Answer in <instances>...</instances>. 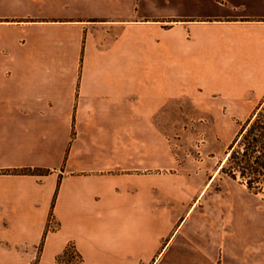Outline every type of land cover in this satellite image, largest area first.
<instances>
[{"label":"crops","instance_id":"0c3cea01","mask_svg":"<svg viewBox=\"0 0 264 264\" xmlns=\"http://www.w3.org/2000/svg\"><path fill=\"white\" fill-rule=\"evenodd\" d=\"M33 1L0 0V264H218L209 180L163 167L154 124L166 76L174 97L180 76L222 107L263 97L264 0H205L185 30Z\"/></svg>","mask_w":264,"mask_h":264},{"label":"rangeland","instance_id":"374dc122","mask_svg":"<svg viewBox=\"0 0 264 264\" xmlns=\"http://www.w3.org/2000/svg\"><path fill=\"white\" fill-rule=\"evenodd\" d=\"M84 1L86 11L94 12L95 18L159 21L165 30L179 25V21L185 30L188 21L208 18L204 15L205 0ZM45 6L46 1L36 5L33 0H6V7L19 14ZM17 20L33 19L19 17ZM166 35L172 37L173 33L169 31ZM171 65L172 61L166 60V67ZM173 79V76L165 77V106L159 109L154 124L165 146L163 167H175L179 173L188 174L198 182L209 180L197 212L205 213L214 233L228 236L223 260L219 258L218 264H264V201L237 179L219 171L229 144L264 95L251 106L222 107L216 94H203L200 86L191 87L183 76L177 79L180 92L174 97L170 94ZM259 229L263 233L258 236Z\"/></svg>","mask_w":264,"mask_h":264},{"label":"trees","instance_id":"16d2710c","mask_svg":"<svg viewBox=\"0 0 264 264\" xmlns=\"http://www.w3.org/2000/svg\"><path fill=\"white\" fill-rule=\"evenodd\" d=\"M226 152L219 171L237 179L264 201V98L240 127ZM8 171L32 173L40 169L24 167Z\"/></svg>","mask_w":264,"mask_h":264},{"label":"built area","instance_id":"2783aa9c","mask_svg":"<svg viewBox=\"0 0 264 264\" xmlns=\"http://www.w3.org/2000/svg\"><path fill=\"white\" fill-rule=\"evenodd\" d=\"M48 226L51 227V228H55L57 226V223H56V221L54 220L53 217H50L48 219Z\"/></svg>","mask_w":264,"mask_h":264},{"label":"bare ground","instance_id":"6f19581e","mask_svg":"<svg viewBox=\"0 0 264 264\" xmlns=\"http://www.w3.org/2000/svg\"><path fill=\"white\" fill-rule=\"evenodd\" d=\"M252 222H254V220L253 219H250ZM257 224H258V226H259V228H260V226H261V224L259 223V221H257ZM260 231H259V233H258V236L259 235H261V233H263V229H259Z\"/></svg>","mask_w":264,"mask_h":264}]
</instances>
